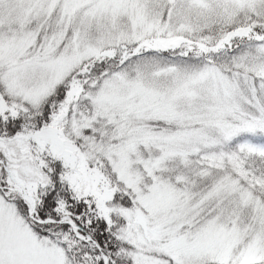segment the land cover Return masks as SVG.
<instances>
[{"label": "snow or ice", "instance_id": "obj_1", "mask_svg": "<svg viewBox=\"0 0 264 264\" xmlns=\"http://www.w3.org/2000/svg\"><path fill=\"white\" fill-rule=\"evenodd\" d=\"M0 264H264V0H0Z\"/></svg>", "mask_w": 264, "mask_h": 264}]
</instances>
